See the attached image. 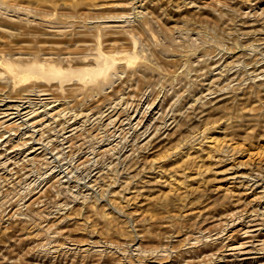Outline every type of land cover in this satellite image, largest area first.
<instances>
[{"label": "rangeland", "instance_id": "obj_1", "mask_svg": "<svg viewBox=\"0 0 264 264\" xmlns=\"http://www.w3.org/2000/svg\"><path fill=\"white\" fill-rule=\"evenodd\" d=\"M0 86V264H264V0H0Z\"/></svg>", "mask_w": 264, "mask_h": 264}, {"label": "bare ground", "instance_id": "obj_2", "mask_svg": "<svg viewBox=\"0 0 264 264\" xmlns=\"http://www.w3.org/2000/svg\"><path fill=\"white\" fill-rule=\"evenodd\" d=\"M81 19V18H80ZM82 26V25H81ZM142 26V25H141ZM80 27V26H79ZM88 27V26H87ZM112 27V26H111ZM170 28V27H169ZM117 29V28H116ZM126 30V29H125ZM171 30V29H170ZM76 31V30H75ZM122 31V30H120ZM140 31V30H139ZM111 32V31H110ZM116 32H119V31H116ZM115 32V34H116ZM165 32V31H164ZM65 33V31H64ZM72 33V32H71ZM83 33V32H82ZM166 33V32H165ZM37 35V34H35ZM48 35V34H47ZM46 35V36H47ZM69 36V35H68ZM169 36V34H168ZM77 39V38H75ZM113 39V38H112ZM111 39V41H112ZM114 40V39H113ZM118 40V39H117ZM123 40V39H122ZM80 41V40H79ZM78 41V42H79ZM85 40H83L84 42ZM124 41V40H123ZM26 42H30V41H26ZM40 42V41H39ZM58 42V41H57ZM76 42V41H75ZM113 42V41H112ZM44 43V42H43ZM60 43V42H58ZM57 43V44H58ZM63 43V42H62ZM79 44V43H78ZM20 45V44H19ZM112 45V44H111ZM70 46V45H69ZM73 45H71L72 47ZM78 46V45H76ZM122 46V45H121ZM20 47V46H19ZM69 48V47H67ZM110 48V47H109ZM71 49V48H69ZM116 54V53H115ZM106 56V55H105ZM104 56V57H105ZM106 59V58H105ZM114 59V58H113ZM241 60V59H240ZM237 62V61H236ZM243 62V61H242ZM229 63V62H228ZM238 63V62H237ZM244 63V62H243ZM105 65V64H104ZM5 66V65H4ZM104 67V66H103ZM44 71L45 70H52L54 73L55 72H61L60 69L58 68H54L53 66L51 65H48L46 67H43L42 68ZM259 71V70H258ZM11 72L13 73L14 77L17 79V81L21 84H32L34 81H33V78L35 76L38 75L34 70H30L28 72H25V73H19L18 71H16V69H11ZM45 73V72H44ZM51 73V72H50ZM54 73L53 74H50V75H53L54 76ZM95 73H99L98 72H95ZM41 74V73H40ZM46 76H47V72H46ZM45 76V77H46ZM235 76V75H234ZM5 78V77H4ZM255 78V77H254ZM10 79V78H9ZM15 80V79H14ZM246 80V79H245ZM29 82V83H28ZM238 82V81H237ZM44 83V82H43ZM5 85V84H4ZM43 85V84H42ZM1 87V86H0ZM38 87V86H37ZM3 88V87H2ZM9 88V87H8ZM27 88V87H26ZM42 88V87H40ZM1 89V88H0ZM29 89V86L28 88ZM17 91V90H16ZM24 91V90H22ZM26 91V90H25ZM24 91V92H25ZM43 91V89H42ZM45 91V90H44ZM212 92V91H211ZM43 93V92H42ZM18 94V93H17ZM230 94V93H229ZM21 95V94H20ZM235 100V99H234ZM228 101V100H227ZM236 103V102H235ZM252 105V104H251ZM19 108V107H18ZM211 108V106H210ZM238 108V107H237ZM226 109V108H225ZM242 110V109H241ZM252 111V110H251ZM38 112V111H37ZM260 112V111H259ZM59 113V112H58ZM244 114V113H243ZM228 115V114H227ZM225 115V116H227ZM230 115V114H229ZM228 115V118L230 119L231 117H229ZM239 115V114H238ZM246 115V114H245ZM263 115V114H262ZM1 116V115H0ZM241 116V115H240ZM249 116V115H248ZM236 117V116H235ZM235 117H233L235 119ZM232 118V119H233ZM237 118V117H236ZM7 119V118H6ZM243 119V118H242ZM253 119V118H252ZM5 120V119H4ZM226 120V119H225ZM255 120V119H254ZM253 120V121H254ZM227 121V120H226ZM237 121H238V118H237ZM249 121V120H247ZM246 121V122H247ZM233 122V120L231 121ZM235 122V121H234ZM263 122V121H262ZM16 123V122H15ZM224 123V121H223ZM227 124V123H226ZM230 124V123H229ZM17 125V123H16ZM225 125V124H224ZM212 128V126H211ZM222 128V127H221ZM226 128V125L225 127ZM223 130V128H222ZM224 131V130H223ZM195 133V132H194ZM201 132H199L200 134ZM212 132H210V130H203V132L201 133V141H203V143H200V145H197L195 148H191V149H187V153H184L183 151H180L179 149H174L172 148V152H167V154H165V156L163 157H160V158H151L152 161L150 163L153 162V166L154 164L158 163L159 165V169H160V174L161 175H164L165 177H167L166 180H168V184L169 186L171 187H176L177 189H180L184 186H187V185H190V184H193L194 182L198 181L199 179H201V177H203L202 179H204V175L207 174L209 171H210V166H206L208 164H211V160L213 157H215L214 155H217V154H213V153H220V151H223V147L222 144L220 143L221 141H219V137L218 136H214V134H211ZM222 134V133H221ZM219 135V134H218ZM223 135H224V132H223ZM194 141V140H192ZM231 141V140H230ZM195 142V141H194ZM200 142V140H199ZM196 143V142H195ZM198 143V142H197ZM179 147V146H178ZM188 148V147H187ZM234 148V146H233ZM237 148V147H236ZM235 148V150H236ZM183 149V148H182ZM229 149V150H228ZM230 151L231 148H227L225 151ZM239 150V149H238ZM232 152L234 151L233 149L231 150ZM164 152V151H163ZM183 152V153H182ZM226 153V152H225ZM231 153V152H230ZM235 153V152H234ZM238 154V153H237ZM156 155V154H155ZM219 156V155H218ZM217 159V157H215ZM220 158V157H219ZM154 159V160H153ZM214 159V158H213ZM224 159V158H223ZM220 160V159H218ZM213 161V160H212ZM201 162V163H200ZM218 162V161H217ZM207 163V164H206ZM222 163V162H221ZM215 164H216V161H215ZM152 165V164H151ZM214 165V163H213ZM219 165V164H218ZM148 166V165H147ZM150 166V165H149ZM157 166V167H158ZM212 166V165H211ZM215 166V165H214ZM213 167V166H212ZM158 169V170H159ZM212 170V169H211ZM215 170V169H214ZM220 172V171H219ZM144 174V173H143ZM208 175V174H207ZM218 176V175H217ZM157 177V176H156ZM158 178V177H157ZM208 178V176H207ZM156 178H154V181H155ZM164 179V177H163ZM151 180V179H150ZM240 180V179H239ZM161 184L163 185H166V183L164 182H161V180H158ZM143 182V181H142ZM156 182V185H157V181ZM154 182V183H155ZM200 182V180L198 181ZM144 183V182H143ZM153 181H152V184H154ZM150 185V183L148 184V186ZM160 185V184H159ZM153 186V185H152ZM158 186V185H157ZM162 186V185H160ZM144 187V186H143ZM167 187V186H166ZM189 187V186H188ZM186 188V187H185ZM191 188V187H190ZM128 189V188H127ZM138 189V188H137ZM141 189V188H139ZM143 189V188H142ZM147 189V188H146ZM173 189V188H172ZM176 189V190H177ZM139 191V190H138ZM134 192L132 194L131 197L132 198H135L137 195L139 196V194L145 192L144 189L142 191H139V192ZM142 193V194H143ZM121 194V193H120ZM167 194V193H164V195ZM123 195V194H122ZM170 195V194H169ZM189 195V194H188ZM168 196V194H167ZM224 196V195H223ZM166 197V196H165ZM131 198V199H132ZM172 198V197H171ZM174 198V197H173ZM130 199V200H131ZM186 213V212H185ZM178 214V213H177ZM183 215V214H181ZM107 217V216H106ZM183 217V216H182ZM179 218V217H178ZM185 218V217H184ZM94 219V218H93ZM111 219V218H110ZM97 220V219H96ZM171 223V222H170ZM101 224V223H100ZM84 225V224H83ZM79 229V228H78ZM92 230V229H91ZM107 230V229H106Z\"/></svg>", "mask_w": 264, "mask_h": 264}]
</instances>
